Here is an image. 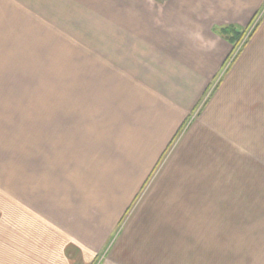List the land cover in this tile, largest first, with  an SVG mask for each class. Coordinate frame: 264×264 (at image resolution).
Here are the masks:
<instances>
[{
    "label": "crops",
    "instance_id": "1",
    "mask_svg": "<svg viewBox=\"0 0 264 264\" xmlns=\"http://www.w3.org/2000/svg\"><path fill=\"white\" fill-rule=\"evenodd\" d=\"M0 116V264H264V0H0Z\"/></svg>",
    "mask_w": 264,
    "mask_h": 264
},
{
    "label": "rangeland",
    "instance_id": "2",
    "mask_svg": "<svg viewBox=\"0 0 264 264\" xmlns=\"http://www.w3.org/2000/svg\"><path fill=\"white\" fill-rule=\"evenodd\" d=\"M262 21V15H258L257 18H255L252 22V29L249 28L245 38L243 40V42L241 41L239 44V48L240 49L242 47L243 48L246 46L247 42L250 40V38L253 36L254 34V30H256L255 28H257L259 26V24ZM248 40V41H247ZM247 41V42H246ZM246 42V43H245ZM231 61V60H230ZM231 64V63H229ZM230 66V65H229ZM60 70L58 67H53V68H37V70L35 69V72L32 74L35 75V78L38 80L32 84H30V90L35 91V92H43L45 87L48 85V79H51L53 77L50 76V78L48 77L50 74H59ZM58 84V83H57ZM59 85V84H58ZM57 85V86H58ZM58 91V90H56ZM36 94V98L33 99V101L35 103H33L32 105H43V93H35ZM6 100L9 99H5V105H10L7 103ZM10 101V100H9ZM20 101H25V100H20ZM25 110V109H24ZM8 116H0V164H4V169L5 172L9 171L11 172V166H12V154L13 151L16 152H20L21 153V159L25 158L26 159V147L22 146L21 143L14 141L12 138V135L14 134V132L7 128V123L11 122L9 118H11V116L9 118H7ZM21 119L23 116H20ZM16 143V144H15ZM16 145V146H15ZM21 145V146H18ZM24 152V153H23ZM259 198H260V202L261 204L264 203V190H260L259 191ZM261 207H264L263 205H261ZM262 212V211H261ZM2 214L6 215V211H2ZM264 215V214H263ZM1 218H3L0 214V220H2ZM261 218H264V216H262ZM262 223V221H261ZM17 228L18 227H12V226H7V225H0V234H12V230L15 231V233H17ZM32 238H36L37 240V236L35 235V229L33 230V233L30 234ZM18 244V243H15ZM14 244V245H15ZM27 243L21 244V242H19L18 245H26ZM13 245V244H12ZM28 245V244H27ZM34 245V243H33ZM6 254V252H5ZM104 257V252L100 254L99 258L97 260H95V264H99L102 260V258ZM1 262L7 263V264H17L18 262L16 260L13 259H2ZM25 264H31L30 262H26Z\"/></svg>",
    "mask_w": 264,
    "mask_h": 264
},
{
    "label": "trees",
    "instance_id": "3",
    "mask_svg": "<svg viewBox=\"0 0 264 264\" xmlns=\"http://www.w3.org/2000/svg\"><path fill=\"white\" fill-rule=\"evenodd\" d=\"M248 29L249 28H241L237 25L231 24V25L221 26L216 30V32L221 37L226 39L233 46V51H232L231 57L229 59V60H231V62H233L237 58V56L241 53L242 47L240 49H238L239 44L241 41L243 42Z\"/></svg>",
    "mask_w": 264,
    "mask_h": 264
}]
</instances>
